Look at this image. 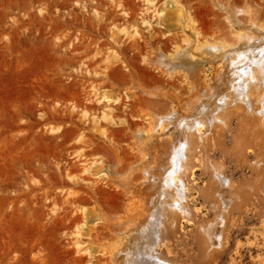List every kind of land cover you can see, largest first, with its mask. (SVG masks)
<instances>
[{"label": "bare ground", "instance_id": "6f19581e", "mask_svg": "<svg viewBox=\"0 0 264 264\" xmlns=\"http://www.w3.org/2000/svg\"><path fill=\"white\" fill-rule=\"evenodd\" d=\"M250 12L242 10L245 15L242 19L229 18L225 13L227 24L218 23L203 31L191 25L181 7V12L179 9L172 14L179 32L172 29L173 25H164L165 32L150 28L146 36L139 30L136 35L120 31L131 39L130 44L113 39L118 55L108 57L109 74L102 78V84L108 82L118 64H123L128 71L124 91L129 103L122 99V105L127 109L136 104L152 106L162 98L174 105L170 111L151 109L155 112L136 115V120L146 121L147 126L132 125L135 130L130 149L135 156L130 164L124 163L129 151L121 149V144L114 145L116 140L109 136V131L92 125L95 122L86 119L85 107L81 116L84 121H74L75 109L83 105L80 94L72 93L76 103L69 107L70 138L66 142H71V149L83 151L78 153V158L99 151L98 140L115 156L111 157L113 160L94 163L97 178L93 181L75 175L68 166L57 165L54 201L57 209L53 219L76 228L90 224L88 237L102 243L95 250V247L85 249L91 257L89 264H215L225 249L226 228L232 214L241 211L251 193L255 194L264 182V22L260 13ZM129 52L134 55L129 56ZM137 62L166 77L168 90L157 93L144 90L137 81ZM206 65L212 70L209 83L204 74ZM78 81L90 97V89L96 83L94 75H83ZM78 81L73 79V90ZM99 98L119 99L104 92H100ZM114 116L120 121L127 117L121 118L119 113ZM124 124L121 121V127ZM85 130V134L93 130L98 135H83ZM224 132L230 135L229 146L223 141ZM75 136L77 141L73 142ZM212 146L228 154L237 165H246L254 178L234 183L226 174L224 156L218 158L220 161L208 156ZM195 168L207 175V182L197 191L212 214L195 222L189 244L182 223L196 221L188 198ZM85 172L83 169L77 173ZM107 189L119 192L124 201L112 209L100 206L97 195L105 196Z\"/></svg>", "mask_w": 264, "mask_h": 264}, {"label": "rangeland", "instance_id": "374dc122", "mask_svg": "<svg viewBox=\"0 0 264 264\" xmlns=\"http://www.w3.org/2000/svg\"><path fill=\"white\" fill-rule=\"evenodd\" d=\"M181 7L191 25L203 31L218 23L227 24L225 13L229 18L242 19L245 16L242 10L260 13L264 22V0H0V264H89L91 257L85 249L95 247V250L102 243L87 235L90 224L86 221L87 224L76 228L53 219L57 209L54 205L57 165L68 166L75 175L93 181L97 178L94 163L101 159L113 160V153L98 140L99 151L78 158V153L83 151L71 149V142H66L70 138L69 107L76 103L72 93L80 94L83 105L75 109L73 120H83L81 116L86 108V119L94 121L92 125H97L101 131H109V136L116 140L114 145L121 144V149L129 151L124 163L130 164L135 156L130 149L133 126L138 123L147 126L146 121L136 120V115L164 109L170 111L174 105L162 98L154 106L136 104L127 109L121 104L122 99L129 103L124 91L128 71L123 64H118L108 82L102 84V78L109 74L108 57L118 55L114 40L131 42L120 31L136 35L139 30L146 36L152 28L165 32L164 25H173L172 29H177L172 14L179 9L181 12ZM133 55L129 52V56ZM209 69V65L204 68L208 83L212 71ZM91 74L96 83L90 89L89 97L78 80ZM136 76L140 86L148 92L168 90L167 78L146 69L143 63L137 62ZM73 79L79 82L74 90L71 87ZM100 92L119 99L99 98ZM118 113L121 118L127 116L121 119L125 121L123 127L116 116ZM114 123L119 125H112ZM83 132L86 136L98 135L93 130L88 134H85L86 130ZM224 134L223 141L229 146L230 135ZM74 138L72 141L76 142V136ZM120 153L123 156L121 150ZM208 153L213 160H221L224 156L226 174L234 183L254 178L246 165H237L218 147L212 146ZM80 169H86V172L77 173L82 171ZM193 182L197 187L190 183L188 198L195 210L196 221L184 220L182 223L189 244L195 222L212 214L197 191L207 182V175L195 168ZM263 183L255 194L251 193L245 207L232 214L226 228L227 245L215 264H264ZM107 191L108 195H97L103 208L112 209L124 201L116 190V193ZM90 206L87 208L91 209ZM76 259L78 261H74Z\"/></svg>", "mask_w": 264, "mask_h": 264}]
</instances>
